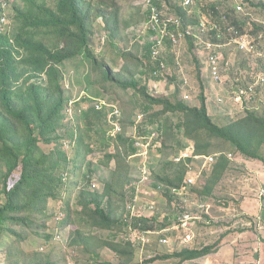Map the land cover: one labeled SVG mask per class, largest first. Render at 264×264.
Segmentation results:
<instances>
[{"label":"trees","instance_id":"16d2710c","mask_svg":"<svg viewBox=\"0 0 264 264\" xmlns=\"http://www.w3.org/2000/svg\"><path fill=\"white\" fill-rule=\"evenodd\" d=\"M49 1L53 3L50 6L48 0H24V7H14L18 31L15 38H12L11 34L0 32V203L2 205L0 235L7 229L6 224L13 226L31 224L33 222L31 217L43 212L48 201L55 199V189L63 182L64 175L56 174L58 168L67 165V155L58 148L50 154L45 153L40 144L51 145L58 142L60 133L64 129L65 110L69 101L65 97V79L59 66L82 55H86L92 62L94 86L105 91H110L112 88L119 91L133 90L146 103L142 106L145 115L154 113L156 107L163 108L138 128L135 137H129V133L123 131L121 124V132H117L115 128L117 133L114 135L115 144L122 150L118 157L115 175H118L120 170H125L127 159L129 157L131 159L137 153L138 141L146 140L157 132L154 145L159 143L163 145V139L166 140L170 135L169 126L176 116L180 119L178 128L182 129L184 137L194 144L189 153L191 157L184 159L179 165L174 162L170 164L177 168V171L179 170L177 173L179 184L184 181L185 175L190 170L193 158L216 157L211 172L199 177L197 187L202 201L211 199L217 186L225 178L231 165L229 154H239L248 160H259L264 163V114L248 111L243 117L223 127L219 126L209 115L204 90L200 97V106L195 107L177 99L172 101L164 97H155L145 86H142V80L137 79L135 75L130 78H123L122 74L115 76L108 68L107 61L96 55L91 44L93 24L96 20L102 19L105 30L110 33L109 38H106L107 44L111 43L114 46V41L118 37L116 35L120 30L122 0ZM180 1L152 0V3L162 10L168 6L170 12L168 13L181 20L183 32L189 27L195 29L200 26L204 19L208 20V36L215 44L222 43L224 41L222 37L232 38L227 32L232 26L241 36H249L250 40L258 32L264 31V23L259 25L253 20L250 22L247 12L243 14L236 12V5L222 9L223 7H219L218 4H206L200 0L192 8L186 9ZM245 1L248 2V6L264 11V2ZM146 16H150V12L145 14V19ZM214 24H217L218 28L213 27ZM129 26L125 25V27ZM177 30V25L170 26L171 32L178 33ZM149 31V37L155 35L151 29ZM185 36L184 40L189 43L190 50L194 51L197 36L194 33ZM46 38H50V42H47ZM163 41L164 48L174 47L168 37ZM254 42L257 44L256 41ZM155 44L157 40L149 38L144 45L136 46V52L124 53V57L126 60L135 61L138 70L142 68L140 72L142 78L148 77L159 83L164 81L170 60L167 61L163 56L164 48L158 55H154ZM198 78H201V71H198ZM91 105V100L85 98L73 106L74 115L80 125L79 136L77 135L76 139V142H79L77 150L79 155L83 152L90 153L89 148L83 150L86 134L105 133L103 127L106 123H116L115 119L122 117L120 112L119 115H114L112 120H108V114L102 110L107 105L101 109L97 108V104L94 107ZM156 121L161 122L156 124ZM217 141L224 143L226 149H216L214 143ZM100 148L106 149V145L103 144ZM229 148L231 150H228ZM114 158L109 156L108 162L110 163ZM16 175H19L17 181ZM167 184L175 185L173 181H167ZM168 196L172 201V196ZM114 198H117L116 201L120 204L118 217L111 209ZM106 199H108V209L104 205ZM126 204L124 193L119 195L111 192L110 186L107 187L104 195L84 190L79 198L81 210L74 212L69 208L67 221L73 225V232L75 224L78 223L86 228L103 231H118L130 227L139 230L141 235L155 238L156 242L166 237L171 238V232L166 233L164 230L170 228L171 218L166 217L158 228L156 226L158 216L138 217L133 213L126 216L124 214ZM73 213L75 216H72ZM178 216L179 214L175 219ZM205 217L208 218V215ZM74 218L77 220H73ZM262 221L264 222L263 214ZM156 229L164 232L154 236L152 233ZM81 238L88 248L90 236ZM76 244L78 245V241ZM143 244L144 242H141L139 245ZM108 245L119 257V263L99 262V257L96 256L92 264H135V255L141 249L133 240L116 243L114 239ZM180 249V252L162 259L198 261L218 252L219 244L203 249L181 247ZM153 261L156 260L147 263Z\"/></svg>","mask_w":264,"mask_h":264},{"label":"rangeland","instance_id":"374dc122","mask_svg":"<svg viewBox=\"0 0 264 264\" xmlns=\"http://www.w3.org/2000/svg\"><path fill=\"white\" fill-rule=\"evenodd\" d=\"M202 1L206 4H218L219 7H223L222 9H226L227 6L234 7L239 0ZM10 2L11 4L6 12L10 18V34L12 38H15L18 31L14 7L22 8L25 3L24 0H10ZM253 2L259 3L264 2V0H254ZM51 4L53 3L48 0V5ZM144 4L145 0L121 1L120 30L116 35L118 37L114 41V46L111 43L107 44L108 40L106 41V38H109L110 33L105 30L102 19L96 20L93 24L94 33L91 38L93 50L99 58L107 61L108 68L115 76L122 74L123 78H130L135 75L137 79L142 80V86H145L151 95L168 98L172 101L177 99L194 107L200 106V97L202 96V90H204L209 114L213 122L222 127L243 117L248 111L264 114L263 87L258 85L257 95L252 97L250 101L246 97L239 100V94H237L239 87L249 85L255 87L259 75L264 71V31L251 37L252 41L257 42L259 48L256 53L248 55L237 50L236 46L228 40V37V39L226 37L221 38L224 41L217 44L220 48L218 50L223 54L225 62H228L229 65L221 77V82L217 84L213 79L207 80L206 78H209L207 75L203 76V72H207V74L210 72L206 61L208 57L206 44L214 42L208 36L209 30H205L201 25L197 26L192 29L197 36L194 51L190 50L189 43L184 39L178 46L176 44V46L173 45L174 47L163 49V56L167 61L170 60V63L164 74V81L158 83L148 77L142 78L140 74L142 68L138 70L135 61L126 60L124 57V53L136 52V46L148 42L150 38L143 28V23L146 20ZM247 6L245 10L249 14L247 16L250 17V22L253 20L261 25L264 22V11ZM168 8L167 6L164 9L165 14L169 12ZM169 13H167V16L171 17L172 14ZM7 22V20L0 22V27L4 31H6ZM204 23L208 25V20L201 21V24ZM125 25L130 26L125 27ZM261 28L263 29V27ZM50 40V38H46L47 42H50ZM59 68L62 70L65 79V97L69 101V105L65 110L64 129L60 133L61 137L58 142L51 145L41 143L40 146L45 153L50 154L58 148L67 155V165L64 164L58 168L56 174L62 173L64 175L63 182L55 189V199L48 201L43 212L31 217L33 220L31 224L27 226L6 224L7 229L0 235V264H47L48 262L52 264H92L96 256L99 257V262L119 263V257L108 245L114 239L116 243L134 240L137 247L141 248L135 255V264H148L147 262L152 260L156 261L149 264H201L202 262L204 264H226L230 262L231 258H236L234 264H242L243 260H247L246 254L249 255L248 258L251 263L255 262L253 253L256 252V248L252 244L255 242L256 237L249 235L253 239L245 241L244 238L249 236L246 235L240 238L239 233L252 232L259 234L260 228L258 229L256 223L250 218L243 217L242 219L238 213L230 214L219 208L231 205L230 194L236 195L239 190L238 185L241 183L236 184V189L229 192V182L243 179L239 177L244 174L239 175L231 172L225 176V181L219 183L211 200L209 198L202 201L199 198L197 186L199 177L211 172L215 162L210 163L205 160L203 165L205 170L203 172L197 171V166L191 163L184 181L179 184L177 178L179 170L177 171V168L170 164L173 162L176 165L181 164L186 159L182 155L190 153L194 144L185 138L183 130L178 128L180 119L176 116L169 126L170 135L166 140L163 139V145L162 143L154 145L156 137H148L137 153L131 159L130 157L127 159L126 169L120 170L119 174L115 175L117 162H119L118 157L122 152L115 144L116 138H114V135L117 134L115 127L121 124L123 131L126 130L129 133V137H135L138 134V128L163 108L156 107L154 113L145 115L142 112V106H145L146 103L133 90L119 91L112 88L114 89L112 92V89L105 91L94 86L92 62L86 55L66 62ZM198 71H201L200 79L198 78ZM85 98L91 100L92 107L98 103L106 104L107 107H103L102 110L108 114V120H112L114 117L112 107L119 108L122 117L116 118V123H106L103 127L105 133L99 135L97 133L86 134L83 140V150L89 148L90 153L85 154L83 152L79 155L77 151L79 142H76V139L77 135L79 136L78 128L80 125L74 115L73 106ZM156 122L158 124L161 121ZM103 144L106 145V149L100 148ZM214 146L218 150L226 149L225 144L222 142L217 141ZM228 150H231V148ZM109 156L115 157L110 163L108 162ZM229 158L231 157L229 156ZM18 177L19 175L15 176L16 181ZM190 179L194 180L193 185L189 184ZM167 181H173L175 185H168ZM108 186H110L111 192L119 195L124 193V198L127 201L124 211L126 216L129 213H133L138 217L156 215L159 217L156 224L158 228L166 217L171 218L172 224L169 227L172 228L177 214L185 210L195 209L199 202L211 205L210 214L213 211L217 219L212 214L208 215V218L205 217L206 224L201 223L199 225L198 240L192 249H203L218 244L220 249L226 246L228 238L231 239L232 236H235L237 241L228 250L229 253L235 255L229 258V261H226L225 252L223 253V261L216 259L214 256L205 257L202 259L203 261L166 260L162 258L181 251L175 237L170 238V244L163 245L160 241L156 242L155 238L148 239L147 236L145 237L147 243L139 245L142 242L143 235L140 234L139 230L130 227L118 231H103L86 228L77 223L73 232V225L67 221V216L70 214L69 208L74 212L81 210L79 198L84 190L104 195ZM179 186L181 187L178 188ZM225 186H228V188ZM262 189L260 192L261 199L264 197ZM238 192L242 195V193H245V189ZM168 195L172 196V201H170ZM243 195L245 196V194ZM107 200L104 205L108 209ZM116 200L117 198L113 199L111 209L118 217V206L120 204ZM1 206L0 203V209ZM72 216H75V214L73 213ZM73 220L76 221L77 219L74 218ZM250 221L253 224H250ZM164 230L156 229L153 234L157 236L158 233L162 234ZM169 232L173 231H166V233ZM82 236H90V241L87 244L88 248L83 243ZM77 241L78 245L76 244ZM230 244L231 242L229 247Z\"/></svg>","mask_w":264,"mask_h":264},{"label":"built area","instance_id":"2783aa9c","mask_svg":"<svg viewBox=\"0 0 264 264\" xmlns=\"http://www.w3.org/2000/svg\"><path fill=\"white\" fill-rule=\"evenodd\" d=\"M200 0H182V4L186 9L192 8L194 5L197 4V2ZM254 1V0H253ZM248 2L245 0H239L236 3V12L239 14L246 13V6ZM153 17L150 21V26L155 31L158 36L155 37V40H157L158 46L163 45V39L165 37H168L174 46L179 45L186 36L185 35H192L193 30L192 27L187 28L185 31H182L181 28V20L174 17L170 20H164L163 22L160 19V14L157 13V11L154 9L153 11ZM264 23V22H263ZM171 25H177L178 27V33L171 32L170 26ZM201 26L208 30L209 26L207 24H201ZM213 27L218 28L217 24H214ZM227 32L232 35V38L229 39L232 45L236 46V49L242 52L245 55H248L250 53H256L257 49L259 48L258 45L250 40L247 36H241L240 32L236 30L234 26L229 27L227 29ZM230 44V45H231ZM219 46L215 43H207L206 44V50L208 53L207 57V65L208 69L210 71V75L212 79L219 80L224 71L226 70V67H228L229 63L225 62V58L223 54L218 50ZM158 51V50H156ZM158 52H155V55H157ZM258 85L264 88V71L259 75L257 85L254 86H247V87H239L237 94L239 100H241L243 97H246L249 101L252 97L257 95L258 92ZM98 109L102 108V105H97ZM119 111H116V114H118ZM117 131L121 132L122 128L121 126H117ZM145 143V140L138 141L136 143V146L138 149H140V146H142ZM210 162H214L213 158L209 159ZM194 180L190 179L189 184H194ZM262 194L264 195V189L262 190ZM209 206H207L205 203H198L195 207V209H189L185 210L184 212H181L178 216V218L174 221L173 227L169 228L165 231H173L171 232V237H175L178 242V246L181 248H192L193 245L196 244V241L198 240V231H199V225L206 224L205 221V215L208 214ZM153 234V233H152ZM147 235H143L142 242L147 243V240L145 239ZM148 239L150 237H147ZM134 241V240H133ZM160 243L163 245L170 244V237H166L164 239L160 240Z\"/></svg>","mask_w":264,"mask_h":264},{"label":"crops","instance_id":"0c3cea01","mask_svg":"<svg viewBox=\"0 0 264 264\" xmlns=\"http://www.w3.org/2000/svg\"><path fill=\"white\" fill-rule=\"evenodd\" d=\"M207 75L209 78H206L207 80L210 79V75L207 74V72H203V76ZM220 83V81H219ZM209 84H211L209 82ZM209 110V108H208ZM210 113V111H209ZM210 115V114H209ZM211 116V115H210ZM229 156L231 157V165H230V169L229 171L226 173V176L229 175V173H235V174H244L243 176L239 177V178H243L240 180H234V181H230V191L232 192L236 189V184L241 183L238 185V189L240 191L245 189V193H241L240 192H236L237 194H230L231 198V205L229 207H224L221 206L219 207L221 210L223 211H227L230 214H235L238 213L240 214V218L243 219V217L246 218H250L252 219L256 225L258 226L259 229V234H255L252 232H244V233H239V237L243 238L246 235L247 236H252V237H256L255 242L252 244V246L254 248H256V252L253 253L254 256V263H251V261L249 260V255L246 254V258L247 260H243L242 264H264V222L262 221V214L264 215V197L263 199L260 198V192L261 189L264 187V163L262 161L259 160H252V159H247L239 154H229ZM205 159L206 158H194L192 160L193 165L197 166V171H204L205 168L203 167L204 163H205ZM237 177V176H236ZM225 179V178H224ZM222 180L221 182H224L225 180ZM245 179V180H244ZM220 182V183H221ZM229 186V184H228ZM228 186H225L226 188H228ZM233 186V187H232ZM225 188V189H226ZM263 190V189H262ZM245 194V196L243 195ZM244 196V197H241ZM211 200V199H210ZM210 209H211V205ZM211 214L214 218H216V215L214 214L213 211H211ZM210 214V215H211ZM211 216V217H212ZM217 219V218H216ZM244 222V221H242ZM253 224L252 221H250V224ZM249 236V237H250ZM249 237H245L244 240H249V239H253V238H249ZM258 239V240H257ZM235 241H237L235 239V236H232L231 239L228 238V242L226 243L225 247H222L219 249V251L215 254H212L210 256H214L216 259H220L223 261V253H226V261H229V258L233 257L234 255H232L231 253L228 252L229 249H231V246L234 245ZM230 247H229V243ZM258 246V247H256ZM231 251V250H230ZM234 251V250H233ZM235 252V251H234ZM208 257V256H207ZM204 259V258H202ZM202 259H200V261H203ZM236 260V258H231L229 263L226 264H234V261ZM199 261V260H198ZM250 262V263H247ZM201 263V262H199ZM201 264H204L203 262Z\"/></svg>","mask_w":264,"mask_h":264},{"label":"clouds","instance_id":"9594fccd","mask_svg":"<svg viewBox=\"0 0 264 264\" xmlns=\"http://www.w3.org/2000/svg\"><path fill=\"white\" fill-rule=\"evenodd\" d=\"M182 1V0H181ZM180 1V3H181V5L183 6V4H182V2ZM11 4V2H10V0H0V22L1 21H5V20H7L8 22H7V25H6V31H4V30H2L1 29V27H0V32L1 33H5V34H10V26H9V24H10V18H9V15H8V13L6 12V10H7V8L9 7V5ZM144 6H145V14L146 13H148V12H150V16H146V20H145V22L143 23V28L147 31V33L149 34L150 33V29L153 31V29L151 28V26H150V21L152 20V17H153V11H154V9L157 11V13L158 14H160V19H161V21L163 22L164 20H170L171 18H174L173 17V15L171 16V17H169V16H167V13L165 14V11L164 10H162V9H159L157 6H154L153 5V3H152V0H145V4H144ZM184 7V6H183ZM185 8V7H184ZM154 33H155V35L154 36H151L150 38L152 39V40H154L155 41V37H157L158 36V34L155 32V31H153ZM12 36V35H11ZM142 45H144V44H142ZM156 45V50H158V51H156V50H154V55H155V52H158V54L160 53V51L164 48V44L162 45V46H158V44H155ZM178 46V45H177ZM158 47H159V49H158ZM157 54V55H158ZM206 61H207V59H206ZM207 67H208V65H207ZM166 72V71H165ZM209 75H210V72L208 73ZM210 77H211V75H210ZM211 79H212V77H211ZM214 80V79H213ZM217 84H218V82L220 81L221 82V78L219 79V80H214ZM213 81V82H214ZM222 84V83H221ZM98 104H100V105H102V107L104 106V105H106V104H101V103H98ZM97 104V105H98ZM96 105V106H97ZM116 111H119V113L121 112V110L119 109V108H117V107H114V111H113V114L114 115H119V113L118 114H116ZM119 126H121L120 124H118ZM117 125V126H118ZM117 126L115 127L116 128V131H117ZM121 128H122V126H121ZM118 132V131H117ZM152 136H154V137H157L158 136V133L157 132H154L153 134H152ZM138 148V147H137ZM182 157L183 158H188V157H191L190 156V154L189 153H184V155H182ZM196 158H206L205 160H208L209 162H210V158H213L214 159V162H215V156H213V157H196ZM194 159V158H193ZM192 159V160H193ZM214 162H212V163H214ZM211 163V162H210ZM190 185H193V184H190ZM199 203H203V202H199ZM207 206H209V205H207ZM209 209H210V206H209ZM206 215H210V210H208V214H206Z\"/></svg>","mask_w":264,"mask_h":264}]
</instances>
